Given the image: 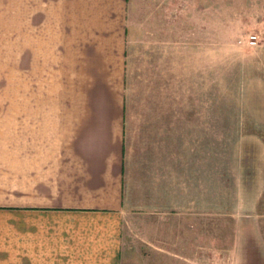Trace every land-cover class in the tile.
I'll return each instance as SVG.
<instances>
[{
    "label": "crops",
    "instance_id": "obj_1",
    "mask_svg": "<svg viewBox=\"0 0 264 264\" xmlns=\"http://www.w3.org/2000/svg\"><path fill=\"white\" fill-rule=\"evenodd\" d=\"M130 1L0 0V9H126ZM128 30L66 35L59 46L68 37L72 45L60 52L50 87L58 90L57 106L0 124V264H148L144 256H128L132 212L140 230L153 217L193 219L195 193L183 194L188 180L180 172L195 147L191 131L205 150L208 126L203 119L190 125L185 116L205 117L207 50L202 65L150 69L134 94L125 82ZM98 39L111 45L83 44ZM117 40L124 47H115ZM160 225L173 223L152 225L162 235Z\"/></svg>",
    "mask_w": 264,
    "mask_h": 264
},
{
    "label": "rangeland",
    "instance_id": "obj_2",
    "mask_svg": "<svg viewBox=\"0 0 264 264\" xmlns=\"http://www.w3.org/2000/svg\"><path fill=\"white\" fill-rule=\"evenodd\" d=\"M124 5L0 9V124L41 117L44 104L48 113L57 106L58 90L50 87L56 86L52 76L57 81L60 52L72 45L68 37L59 46L66 35H124L129 27L133 39L125 82L134 94L150 69L202 65L201 52L207 50L205 117L185 116L191 117L190 125L203 119L205 131L209 127L205 150L196 146L197 132L191 131L195 147L187 170L180 172L188 185L180 183L179 193L183 186L184 195L195 193L193 219L153 217L140 230L133 211L125 231L128 256H144L148 264H264V0H131ZM252 35L257 45L248 43ZM105 42L83 44L88 49L111 45ZM179 111L181 117V105ZM173 205L182 210L186 203ZM163 221L173 226L160 225L161 235L152 225Z\"/></svg>",
    "mask_w": 264,
    "mask_h": 264
},
{
    "label": "built area",
    "instance_id": "obj_3",
    "mask_svg": "<svg viewBox=\"0 0 264 264\" xmlns=\"http://www.w3.org/2000/svg\"><path fill=\"white\" fill-rule=\"evenodd\" d=\"M248 43H250V45H257L258 41H257V36H250L248 39Z\"/></svg>",
    "mask_w": 264,
    "mask_h": 264
}]
</instances>
